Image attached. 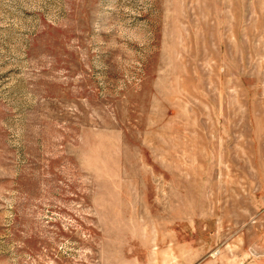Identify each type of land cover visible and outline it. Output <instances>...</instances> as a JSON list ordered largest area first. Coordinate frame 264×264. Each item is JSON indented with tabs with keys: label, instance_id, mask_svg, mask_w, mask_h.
Masks as SVG:
<instances>
[{
	"label": "rangeland",
	"instance_id": "1",
	"mask_svg": "<svg viewBox=\"0 0 264 264\" xmlns=\"http://www.w3.org/2000/svg\"><path fill=\"white\" fill-rule=\"evenodd\" d=\"M0 264H264V0H0Z\"/></svg>",
	"mask_w": 264,
	"mask_h": 264
}]
</instances>
